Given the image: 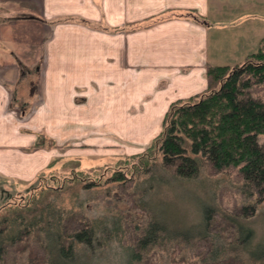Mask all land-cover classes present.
Masks as SVG:
<instances>
[{
	"label": "crops",
	"instance_id": "0c3cea01",
	"mask_svg": "<svg viewBox=\"0 0 264 264\" xmlns=\"http://www.w3.org/2000/svg\"><path fill=\"white\" fill-rule=\"evenodd\" d=\"M223 1L0 0V175L41 172L47 153L36 143L49 129L61 145H146L170 103L207 88V65L220 63L210 54L219 46L209 14ZM247 11L235 14L227 35L239 43L244 21L257 28V49L264 13Z\"/></svg>",
	"mask_w": 264,
	"mask_h": 264
},
{
	"label": "trees",
	"instance_id": "16d2710c",
	"mask_svg": "<svg viewBox=\"0 0 264 264\" xmlns=\"http://www.w3.org/2000/svg\"><path fill=\"white\" fill-rule=\"evenodd\" d=\"M186 14L200 19L194 11ZM206 78L208 85L203 92L170 103L160 132L141 153L130 155L113 167H98L94 169L98 172L92 174L74 167L59 173L60 177L39 175V187L32 186L28 195L17 194L0 204V264L12 248H26L29 244L40 252V264H111L112 256L115 264H140L149 249L165 240L180 238L187 242L208 239L210 261L233 257L244 258L243 264L264 263V239L255 241L247 219L254 215L252 204L230 213L213 204L203 207V202H197L199 222L183 227L166 213L165 204H158L160 210L156 213L147 197L150 187L145 191L142 187L143 194H147L142 206L148 220L140 227L142 232L136 242L124 245L119 235L121 223L114 217L108 224L93 221L66 233L63 227L69 212L49 200L56 199L58 195L52 193L61 192L67 180L80 182L83 189L101 185V179L135 183L134 177L139 173L148 176L147 186L151 182L167 184L165 174L187 182L197 178L204 163L215 171L236 168L241 192L247 198L256 197V203L264 200V102L250 93L254 84L264 82V38L254 52L237 64L207 65ZM104 172H110V176ZM213 213L230 224L233 241L210 232Z\"/></svg>",
	"mask_w": 264,
	"mask_h": 264
},
{
	"label": "rangeland",
	"instance_id": "374dc122",
	"mask_svg": "<svg viewBox=\"0 0 264 264\" xmlns=\"http://www.w3.org/2000/svg\"><path fill=\"white\" fill-rule=\"evenodd\" d=\"M232 1L224 0L220 6H217L218 11L209 14L213 21L210 29L211 42L213 46H216V43L219 46L216 49L214 47L213 50L210 49V54H214L217 58L216 63L225 64L224 62H227L225 59L230 57L231 62L234 61V64H237L242 60L237 59V54L235 58L234 52L250 50L251 53L256 50L252 49L256 27L250 28L244 21H239L240 25L236 30L246 31V34L239 37V43L228 36L227 32L233 27L231 23L236 18V13L245 15L248 13L247 8L264 13V0H249L247 3L246 0L245 2L238 0L240 4H234ZM262 20L263 18H261ZM238 57H240L239 53ZM250 93L254 98L264 102V82L254 84ZM40 137L42 141L40 139L39 141L44 144L43 147L47 153V165L31 180L8 178L5 185L3 182L5 177L0 175V204L17 194L28 195L32 186L39 187L40 185L37 184L39 175L48 174L60 177L59 173H67L69 169L74 167H79L81 170L92 174L97 171L94 169L98 167L105 165L113 167L128 156L141 153L146 146H138L139 144L134 142H122L119 143V146H99V141L88 143L81 141L76 145L77 147L72 146L70 141H64L61 145L62 141H58L55 129H49L47 133L42 132ZM36 145L39 146V143ZM110 172L104 173L110 176ZM147 177V175L139 173L134 177L135 183L131 181L118 183L101 179V185L88 189H83L80 182L67 180L61 192L52 193V195H58L56 199L50 198L49 200L54 205L69 212L65 218L66 225L63 227L66 233L82 226L86 227L93 221L98 224L100 222L108 224L111 221L110 218L114 217L121 223L122 232L119 235L121 234L124 245H133L136 242L142 232L140 227L148 220L146 209L142 206V200L146 198L147 194L145 192L143 194L142 187H144V191L150 187L147 197H150V202L155 206L156 213L160 210L158 204H165L166 213L180 221L184 225L183 227L199 222L197 202H203V207L207 204H213L218 210L230 213H236L243 205L252 204L255 205V212L253 216L247 218L250 220L249 226L254 230L255 241L264 239V200L256 203V197L247 198L241 192L240 175L236 168L230 167L215 171L204 163L203 169L195 180L177 181L165 174L164 179L167 184L151 182L148 186L145 184ZM138 184L140 188L137 187ZM37 190L40 192V188ZM211 224V233L220 235L226 241H233L230 224L220 219L216 214L213 215ZM210 247L211 243L208 239L190 240L188 242L181 238L179 240H165L149 249L140 264H243L244 262V258L239 260L233 257L210 261L208 260ZM32 248L31 244L26 248L22 246L12 248L2 264H40V252L35 249L32 250ZM112 257H109V260L111 264H115L116 260Z\"/></svg>",
	"mask_w": 264,
	"mask_h": 264
}]
</instances>
